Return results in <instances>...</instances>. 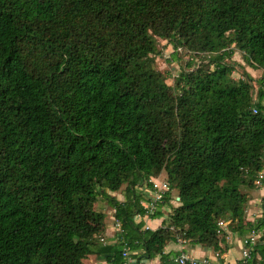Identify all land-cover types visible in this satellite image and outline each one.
Returning a JSON list of instances; mask_svg holds the SVG:
<instances>
[{
  "label": "trees",
  "instance_id": "trees-1",
  "mask_svg": "<svg viewBox=\"0 0 264 264\" xmlns=\"http://www.w3.org/2000/svg\"><path fill=\"white\" fill-rule=\"evenodd\" d=\"M157 39L174 45L168 62L187 58L173 87ZM235 49L264 71V0H0V264H127L126 247L137 264H177L171 243L224 252L253 230L237 264H264V199L258 220L246 213L264 169V73L258 90L248 73L235 82ZM157 166L170 190L147 209ZM164 207L158 229L136 222Z\"/></svg>",
  "mask_w": 264,
  "mask_h": 264
},
{
  "label": "crops",
  "instance_id": "crops-1",
  "mask_svg": "<svg viewBox=\"0 0 264 264\" xmlns=\"http://www.w3.org/2000/svg\"><path fill=\"white\" fill-rule=\"evenodd\" d=\"M146 190V189H145ZM144 190V194L146 196L148 195V192ZM253 197L251 198V201L249 203V211H248V221L254 222L258 220L262 216V200L264 199V184L259 187H255L253 189ZM139 192V189H138ZM118 193H113L114 196H116ZM124 194V200H125V194ZM111 195V193H110ZM151 197V195H150ZM122 202V201H119ZM172 203H174L172 201ZM168 208V207H167ZM165 209V207H164ZM257 210V211H256ZM166 213V212H165ZM113 214V220H115V211L112 210ZM167 214L160 218V219H152L147 217H141L140 219L136 220L137 223L144 224V227L146 229H152L156 230L164 222V219L167 218ZM108 220V217H107ZM112 223V225H109ZM114 221H108V225L105 227V232L103 234V237L105 236L106 240L108 241H114L116 239V236L118 234V231L116 230ZM229 245L228 248L224 252H214L212 249H208L202 246H194V245H188L186 251L187 253L194 259L200 260L201 264H237V262L242 258V252L244 249L243 239L238 238L233 235H228L226 244L224 246ZM184 250L182 249V246L178 243H171L165 248V256L170 257L172 260L176 262V259L178 255H180ZM162 259L159 257L155 260H143L140 262V264H163ZM101 264H104V262H100ZM177 263V262H176Z\"/></svg>",
  "mask_w": 264,
  "mask_h": 264
},
{
  "label": "rangeland",
  "instance_id": "rangeland-1",
  "mask_svg": "<svg viewBox=\"0 0 264 264\" xmlns=\"http://www.w3.org/2000/svg\"><path fill=\"white\" fill-rule=\"evenodd\" d=\"M157 49L160 52L158 55H156L155 59V67L157 70L161 71L162 73H164V75L168 76V84L170 86H174L175 84V80L178 78V76L180 75L181 72L185 71L186 69V64L187 62V58L184 59L183 57H180V61L179 62H168L169 59H171L172 55L175 52L174 49V45L171 44L169 41L167 40H162V39H157ZM180 52V51H179ZM202 59L198 58L196 60H194V65L192 66L191 69H189V71H193L194 69H197L199 67V65L201 64ZM226 63H228L229 65L234 67V73H233V80L235 82H237L238 80L242 79L244 75V73H248L251 77H252V84L253 86L256 87V90L259 89V85L256 81L260 80L262 78V75L264 73L263 70H257L254 69L250 66H248L245 61L243 60V55L240 51L235 49V54L234 56L227 60ZM157 169H160L159 172L156 170V175L155 177L151 178L152 181H161L162 182H166L165 179H167V174L164 170H162L161 166H157ZM259 187L256 183H255V187ZM126 186H123L121 188V190L118 192V194L116 196H114L113 194L112 197H115L118 201H124V192ZM139 189V188H138ZM253 190L249 191L250 197H253ZM174 195H177L178 192L177 191H173ZM174 203L173 206L177 207L180 204L177 203L175 200H173ZM96 210L99 211H103L106 216L108 217L107 220V225H108V221H114L113 218V214H112V210L115 211L106 201H99L96 204ZM164 209V208H163ZM166 213H170L172 212V209L165 207V209L163 210ZM248 211H249V206L247 208V215H248ZM257 211V210H256ZM145 219H147V217H145ZM106 225V226H107ZM109 225H112V223H110ZM108 225V226H109ZM116 226V230L120 231V228L118 226V224L114 225ZM233 235V234H232ZM105 238V236H104ZM102 242V241H101ZM104 242V241H103ZM86 264H101L99 263V260L96 259L95 256H90L86 261Z\"/></svg>",
  "mask_w": 264,
  "mask_h": 264
},
{
  "label": "built area",
  "instance_id": "built-area-1",
  "mask_svg": "<svg viewBox=\"0 0 264 264\" xmlns=\"http://www.w3.org/2000/svg\"><path fill=\"white\" fill-rule=\"evenodd\" d=\"M264 181V169L261 170L258 174V178L256 180V184L258 186H262ZM149 184H152L153 187L152 188H142L141 190H145L146 192H148L147 197H149L151 200L149 202H147L146 200H141L140 204L145 206L147 209H153L155 207L156 202H158L159 200H161L164 196V194L166 192H168L170 190L169 184L167 182H162L161 181H152L151 179L149 180ZM151 195V197H150ZM140 216H135V219L138 220L140 219ZM228 225V223L225 222H221L220 226L226 228ZM119 226V223H118ZM260 239V234L253 230L248 238L246 240H244L243 244H244V249L242 252V257L244 259L249 258L250 257V253L252 251V249L254 248V246L257 244V242ZM180 245L182 246V249L184 250L180 256L177 257L176 262L177 264H189V262L193 263V264H201L202 262L200 260L194 259L192 258L186 251L187 247H188V243L186 241H182L180 242ZM135 253L132 252L129 247H126L124 249L123 252V257L126 259V263L127 264H137V260L134 257Z\"/></svg>",
  "mask_w": 264,
  "mask_h": 264
}]
</instances>
